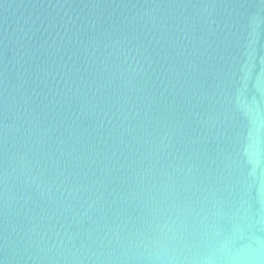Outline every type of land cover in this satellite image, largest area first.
Listing matches in <instances>:
<instances>
[{"label":"water","instance_id":"1","mask_svg":"<svg viewBox=\"0 0 264 264\" xmlns=\"http://www.w3.org/2000/svg\"><path fill=\"white\" fill-rule=\"evenodd\" d=\"M0 264H264V0H0Z\"/></svg>","mask_w":264,"mask_h":264}]
</instances>
